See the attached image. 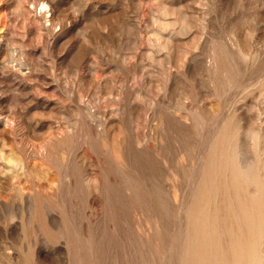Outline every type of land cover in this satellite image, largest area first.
<instances>
[{
  "label": "rangeland",
  "instance_id": "374dc122",
  "mask_svg": "<svg viewBox=\"0 0 264 264\" xmlns=\"http://www.w3.org/2000/svg\"><path fill=\"white\" fill-rule=\"evenodd\" d=\"M0 150V264H264V0H0Z\"/></svg>",
  "mask_w": 264,
  "mask_h": 264
},
{
  "label": "bare ground",
  "instance_id": "6f19581e",
  "mask_svg": "<svg viewBox=\"0 0 264 264\" xmlns=\"http://www.w3.org/2000/svg\"><path fill=\"white\" fill-rule=\"evenodd\" d=\"M33 4L36 6V4H35V2H33ZM41 6L43 7V6H46V8L48 9V14H49V22H50V24L51 25H53L55 22L54 21H56L55 19H56V14H57V11H56V6L53 4V3H51V2H46V3H42L41 4ZM56 24V23H55ZM51 28H52V26H51ZM54 32H52V34H53ZM55 34H56V32H55ZM57 37V36H56ZM165 48H167V47H165ZM3 126V125H2ZM3 128V133H6V129L4 128V126L2 127ZM7 134V133H6ZM3 135V134H2ZM2 138V137H1ZM2 151L0 150V161H4V162H6V164H11V159H9L10 157L11 158H14V156H12V155H9V156H7V157H5L2 153H1ZM9 157V158H8ZM53 158V157H52ZM55 158V157H54ZM53 158V159H54ZM52 159V160H53ZM16 160V159H15ZM55 160V159H54ZM18 161V160H17ZM11 168V167H10ZM2 174L4 175V177L2 176ZM0 177H1V179H0V183H2V184H4L6 187L5 188H9L10 187V180H9V178L6 176V172H4V170H3V168H2V166H0ZM46 184V183H45ZM49 189V188H48ZM6 190V189H5ZM255 192V191H254ZM257 192V191H256ZM255 192V193H256ZM17 193V192H16ZM28 194V193H27ZM18 196V195H17ZM26 196V195H25ZM253 205H254V203H253ZM253 211H255V210H253ZM256 211H258V210H256ZM254 213V212H253ZM258 213V212H257ZM251 215V214H250ZM254 215V214H253ZM252 215V216H253ZM246 217V216H245ZM260 217V216H259ZM257 228V227H256ZM253 241V240H252ZM242 247V246H241ZM3 257V256H2ZM8 257V256H7ZM251 258V257H250ZM5 259V258H4ZM1 262V261H0ZM2 264V263H1Z\"/></svg>",
  "mask_w": 264,
  "mask_h": 264
}]
</instances>
